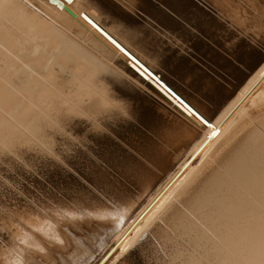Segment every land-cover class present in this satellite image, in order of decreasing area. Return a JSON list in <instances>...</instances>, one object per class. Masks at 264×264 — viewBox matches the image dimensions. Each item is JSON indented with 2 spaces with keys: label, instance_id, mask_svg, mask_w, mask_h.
Wrapping results in <instances>:
<instances>
[{
  "label": "bare ground",
  "instance_id": "1",
  "mask_svg": "<svg viewBox=\"0 0 264 264\" xmlns=\"http://www.w3.org/2000/svg\"><path fill=\"white\" fill-rule=\"evenodd\" d=\"M231 1L75 0L72 2L74 6L65 5L62 8L54 0H0V74L5 72L9 76L6 79L3 75L6 80L0 81V134L15 138L21 136L23 139L22 130L28 131L27 127L31 126L30 131L37 133L38 137L33 136L39 140L34 144L36 139L31 140V136V141H27L26 133L25 140L20 138V143L16 141L19 146L15 150L13 142L12 157L7 155L8 152L5 154L8 142L5 148L2 144L5 149L2 157H9L10 169H21L14 177L20 176L22 180L17 182L16 177L15 181L13 174L10 183L3 180L8 185L0 189V208H4L1 203H18L14 205L21 211L25 210L27 215L28 221L24 222L30 225L36 240L40 239L36 246L30 245L33 252L28 249L29 254L25 250L23 252L24 245L21 248L16 246L18 239H15L14 245L6 241L7 238L3 237L5 233L0 235V264H15L16 258L20 264H88L93 254L96 255L95 245L103 246L113 233L117 234L112 238V241L115 239L114 244L105 256L102 254L104 258L100 264L112 263L117 256L121 257L117 264H135L138 261L145 264L264 263L263 115L258 119L249 116L252 125H247L249 128L244 129L243 135L232 140L230 145L222 146L221 153L218 152L221 162L212 156L208 158L205 155L206 158L200 155L199 162L208 159L214 168L211 165L208 168L201 166L203 170L200 168L193 173L189 185L177 189L178 195H173L176 188L171 189L172 193L168 196H165L167 190L161 194L158 190L152 200L149 199L148 202H153L150 207L147 204L148 209H143L146 206L143 204V208H139L143 209L142 212L137 213L138 209L133 213L136 216L132 215L134 218L121 226L127 211L138 208L140 194L154 179L164 174L169 162L181 154L176 142L182 146L197 135L208 137V140L203 139L209 142L229 119L231 122L235 112L223 117L225 120L220 126L215 124L217 130L215 128L216 131L210 135L209 129L200 126H204L205 121L197 113L182 106L200 125L157 92L153 83L163 87V91L167 90L156 76L184 95L199 113L209 118L220 106L221 103H218L223 100L224 92L229 95L236 93L240 80L246 78L252 67L263 58L264 40L258 36L261 33L264 36V19L263 24L258 22V26L251 24L252 30L257 27L259 34L255 32L256 35L254 30L251 33L224 15L228 9V12L231 11ZM46 2L61 9L54 12L56 16H65L70 24L83 23L85 28L99 34L105 43L121 48L113 31V27L119 25L125 37L123 39L128 42L117 36L127 44L121 49L128 58L143 64L145 81L113 62L111 57L92 46L93 42L90 44L78 32L75 33L48 13L43 7ZM248 10L254 13L258 9L254 12L250 8ZM107 21L113 27L106 25ZM24 39V44L31 41L32 45H21ZM44 43L49 47L56 46L54 51L64 60L78 61L77 66L80 68L82 65L84 75L70 67L73 72L67 74L70 72L69 64L65 61L57 60L56 65H49L52 59L48 58V63L44 64L47 54H50ZM139 50L146 60L152 61L146 62ZM256 75L255 82L250 83L252 90L240 94L230 111L236 104L245 101L250 93L253 94L252 91L264 80V66ZM173 132L178 137L170 140L168 134ZM217 139L220 138H216V144ZM40 142L41 147L37 145ZM199 147L189 154L191 158L185 161L181 171L178 173L176 170L174 180L170 176L173 180L171 187L184 180V171L199 154ZM21 165L25 167L21 168ZM56 177L70 182L73 188L56 183ZM170 197L176 203H168ZM165 203L170 205L164 207L162 214L158 213L165 224L151 221L154 226L147 234L144 230L134 236L137 229L147 226L143 220L150 208L154 207L152 213L154 210L161 211L159 209ZM80 207L89 212H82ZM1 211L0 217L5 220L1 215L5 211ZM100 219L106 227L103 222V225L99 223ZM70 220L75 221L76 229L73 226L69 228ZM145 221L148 223L147 219ZM93 225L96 227H93L95 241L91 242L83 231ZM19 228H16V233ZM6 233L9 232L6 230ZM11 236L13 240L15 237ZM100 239L103 242L99 243ZM127 246L133 250L126 254ZM232 258L238 262L235 263Z\"/></svg>",
  "mask_w": 264,
  "mask_h": 264
},
{
  "label": "rangeland",
  "instance_id": "2",
  "mask_svg": "<svg viewBox=\"0 0 264 264\" xmlns=\"http://www.w3.org/2000/svg\"><path fill=\"white\" fill-rule=\"evenodd\" d=\"M75 1V0H74ZM74 1L73 0H71V2H64V3H66L65 5H67V6H72L73 5V3H74ZM225 1H227V0H225ZM233 1V0H232ZM231 1V4L229 5L230 7H231V11L230 12H228L229 11V9H228V11L227 12H224V15L227 17V18H230V20L232 19L235 23H237L238 22V24L239 25H243V27H245L247 30H249L251 33H252V31L255 33H258V31H256V29H257V27H254V29L252 30V28H253V26L252 25H256V26H258V25H260V24H258V22L259 23H262V20L264 19V8H262L261 7V4L262 3H264V0H239V4H241V5H243V6H245L246 8H247V6H248V8L247 9H252L253 10V12H254V10L255 9H258V10H255V12L254 13H251L252 11H250V10H248L249 11V13L251 14V17H244V16H242L241 15V11H240V8L238 7V6H232L233 5V2ZM241 1H244V2H241ZM246 1V2H245ZM258 1V2H257ZM73 2V3H72ZM248 3H250V4H248ZM245 4V5H244ZM47 5V6H46ZM249 5H251V6H249ZM253 5V6H252ZM48 6H50V7H48ZM57 5H53V4H48V2H46V4L44 3V5H43V7H44V9L48 12V13H50V14H52L53 16H55V18H57L60 22H62L63 24H65L68 28H70L72 31H74L75 33H77L78 35H80V37L81 38H84V40H86V41H88V42H90V44L92 45V46H94L95 48H98V50H100L101 52H103V53H105L111 60H113V62H116L117 64H120L121 66H123L124 68H126L129 72H131L133 75H138V76H136V77H140L139 79L140 80H143V81H145V79H144V76H145V74H144V72H142V71H144V67H143V64H139V63H137V62H135V61H133V60H131L130 58H128L127 56H126V52H124V51H121V48L122 47H124V45L125 46H127V44H125V39H123V38H125L124 36H123V30L121 29V27L119 26V25H117V26H112V23L110 22V21H107V23H106V25H108L109 27L110 26H112L114 29H113V31H114V33L115 34H117V35H115L116 37H115V39H117L118 40V42H119V44L122 46L121 48H117V47H114V46H112V45H110V44H107V43H105L104 41H102L103 39L100 37V36H98L99 34H97V33H94L93 32V30H90V28L89 29H87V28H85L84 26H83V23H73V24H70L69 23V21H67L66 19L67 18H64V17H60V16H56L55 15V13L54 12H60L61 11V9L60 8H57L56 7ZM74 6V5H73ZM257 6V7H256ZM229 7V8H230ZM234 9H233V8ZM239 9H238V8ZM51 8H53V9H51ZM253 8H255V9H253ZM56 9H57V11H56ZM52 10V11H51ZM233 10V11H232ZM237 11V13H236V11ZM259 11L260 13H257V12ZM235 14H234V13ZM262 12V13H261ZM228 14H229V16H228ZM233 14V15H232ZM256 14V15H255ZM235 15H236V17H235ZM238 15V16H237ZM241 15V16H240ZM260 15H262V16H260ZM231 16V17H230ZM235 18H234V17ZM240 16V17H239ZM253 16V17H252ZM233 17V18H232ZM238 17V18H237ZM259 17V18H258ZM243 18H246V20H244ZM248 18H250V19H248ZM255 18V19H254ZM235 19V20H234ZM238 19V20H237ZM253 19V20H252ZM231 20V21H232ZM241 20V21H240ZM251 20V22H249V21ZM254 20H256V21H254ZM261 20V21H260ZM237 21V22H236ZM240 21V22H239ZM247 21H248V23H247ZM246 23V24H245ZM16 24H18L17 22H16ZM94 24L96 25V23L94 22ZM252 24V25H251ZM263 24V23H262ZM75 25V26H74ZM97 26V25H96ZM72 27V28H71ZM79 27V28H78ZM98 27V26H97ZM99 28V27H98ZM81 29L84 31V32H87V33H84L83 31H81ZM102 29V28H101ZM259 29H261V28H259ZM252 30V31H251ZM80 33V34H79ZM255 33V34H256ZM89 36H88V35ZM224 34H226V33H224ZM224 34H222V35H220V37H222ZM259 34V33H258ZM257 35V34H256ZM260 36H258L261 40L263 39L264 40V36L262 35V33L261 34H259ZM93 37V38H91V37ZM117 36H121V38L123 39V40H125V41H123V40H121V38L120 37H117ZM263 36V37H262ZM120 38V39H119ZM98 39V40H97ZM22 41V44L21 45H27V44H31V43H33V42H31V41H27V44H24V42L26 43V40L24 39V40H21ZM96 41V42H95ZM98 41H99V43H98ZM123 41V42H122ZM127 42V41H126ZM128 43V42H127ZM41 44V43H40ZM95 44H97V45H95ZM32 45V44H31ZM41 45H43V43L41 44ZM106 47H104V46ZM44 46H46V44L44 43ZM44 46H41V47H43L44 48ZM47 48H48V50H49V52H50V54L48 53L47 54V59L44 61V64L45 63H48V58L49 59H52V61L49 63V65L51 64V63H53V65L55 64H57L58 62H57V60H61V61H65V64H71V65H73V66H69L68 65V70L70 71V69L71 70H73L74 69V72L76 71V73H80V75H84V70H83V68H81L82 67V65H81V67L79 68L78 66H79V62L78 61H73V60H71V61H66V60H64L63 59V57H62V55H60V54H57L56 53V51H54L55 50V48L57 49V47L55 46V47H53V46H46ZM53 47V48H52ZM108 47V48H107ZM45 49V48H44ZM51 49V50H50ZM106 49V50H105ZM108 49H110V51L108 50ZM113 52H112V51ZM116 50V51H115ZM138 52H141L142 54H140V53H138ZM138 52H135L136 53V55H138V54H140L141 55V57H143L142 55H143V52L142 51H138ZM58 55V56H56V54ZM110 54V55H108V54ZM114 53H116V55L114 54ZM118 54V55H117ZM56 57V58H55ZM119 57H121V58H119ZM146 56H144L143 57V59L146 61V62H151V61H149V60H146L147 58H145ZM56 59V60H55ZM123 59H124V61H123ZM261 61L259 62V63H257L256 65H254L253 67H252V72L250 71V72H248V73H250V74H248L247 73V76H249V77H247L246 76V78H243V80L241 81L240 80V82L238 83V87H239V89H237L235 92L236 93H232L231 95H229L226 91L224 92V94H223V100L222 101H220L218 104H220V106H218V108H217V110H216V112L212 115V116H210L208 119L211 121V125L210 124H204V126L206 127V129L210 132V135H212L216 130H217V128H216V125H217V127H218V124H219V126L222 124L221 122H222V120L224 119L225 120V118L228 116V114H230L229 112H232V111H234L235 110V112H236V114H235V112H234V114L232 115V117H231V122H230V119H229V121H227L226 122V125L224 124L216 133H215V136H213L210 140H209V142L208 141H206V140H208V139H206V138H208V137H205L204 135H197V136H194L191 140H189V143L188 144H185V145H178L177 144V142H176V148L177 147H179V148H177V150H180V151H182L181 152V154L180 155H178V157H176V158H174V160H172L171 162H169V164H168V166L165 168V171H164V174H166V175H160L159 176V178L157 177L156 179H154L153 180V182H152V184H150L149 186H148V188L147 189H145L144 190V192H143V194L141 195L140 194V200H139V206L137 205V209H135V210H132V211H127L128 213H131V214H128L127 213V216H125L124 218H123V222H121V226L123 227L125 224H127L128 223V221L130 220V219H133L135 216L133 215V213L135 214L136 213V211L140 208V207H142L143 208V204H144V208L143 209H145V208H147V206L149 205V204H152V202H151V198L153 197V195H155V194H157V192H159L160 191V194L161 193H163V192H165L166 190V195L165 196H168V195H170L171 193H172V190L173 189H175V190H173L174 192H173V195L175 194V195H178L176 192L178 191L177 189H181V187L183 186V187H185L184 185L185 184H187V185H189V181H190V178L196 173V171H198V170H200V168H201V166L203 167V166H206V167H203V168H208V167H213L214 168V165L211 163L210 164V162H209V160L208 159H205V158H203V159H205V161L204 160H202V162L200 161L199 162V159L201 158V156L202 155H206V156H208V158L209 157H214V159L216 160V161H219V162H221V160H219V154H218V152L219 151H221L220 149L221 148H223L224 147V145L226 146V145H230L232 142V140H235V139H238L240 136H242L243 135V131H244V129L247 127V128H249L250 126L249 125H252L251 124V122H250V120H249V116H253L254 118H262L263 116H264V104L262 103V100H263V102H264V98H263V96H264V80L252 91L253 92V94L252 93H250L249 95H248V97L245 99V101H243L240 105H237L236 104V106H234V108L233 109H231V111H230V107H232L237 101H238V98L237 97H239L240 96V94H242V93H244L245 91H251L252 89H251V85H252V83H254L255 81H254V79H255V77L254 76H257L256 75V73L258 74V72H259V70L262 68V66H264V55H263V58H261L260 59ZM66 62H68V63H66ZM251 62V61H250ZM78 63V64H77ZM78 65V66H77ZM45 66V65H44ZM48 66V65H47ZM69 67H70V69H69ZM72 67V68H71ZM135 67V68H134ZM255 67V68H254ZM76 68V69H75ZM137 68V69H136ZM81 71H80V70ZM222 69V68H221ZM140 70V71H139ZM223 71H224V69H222ZM219 73H220V71L219 70H217ZM71 72H73V71H70V72H68L67 74H69V73H71ZM141 72V73H140ZM82 73V74H81ZM144 74V75H143ZM255 74V75H254ZM4 75L5 77H6V79L7 78H9V76H7L6 75V73L5 72H3L2 74H0V81L2 80V81H4V79H5V77L3 78L2 76ZM142 75H143V77H142ZM142 78V79H141ZM5 79V80H6ZM169 80H171V81H174V79H169ZM248 80V81H247ZM236 82V81H235ZM250 83H251V85H250ZM188 84V83H187ZM248 86V87H247ZM237 87V88H238ZM247 88V89H246ZM161 89H163V87H161ZM222 89H224L223 87H222ZM249 89H251V90H249ZM258 91V92H257ZM259 92H262V94H260ZM166 93L167 94H169L174 100H176L177 101V103H179L181 106H184L187 110L188 109H190L187 105H185L184 103H182L178 98H176L174 95H172V94H170L169 92H167L166 91ZM259 93V94H258ZM205 94V93H204ZM238 94V95H237ZM184 99H186L189 103L191 102V101H189L184 95H182V94H180ZM234 96H236V97H234ZM253 97V98H252ZM237 98V99H236ZM257 98V99H256ZM233 99V100H232ZM234 99H235V101H234ZM246 100H248V101H246ZM233 102V103H232ZM245 102H247V103H245ZM191 105L193 104L192 102L190 103ZM225 104H227V105H225ZM231 104V105H230ZM233 104V105H232ZM244 105V106H243ZM262 106V107H261ZM239 107V108H238ZM245 107H246V109H245ZM223 108V109H222ZM238 110H237V109ZM241 108V109H240ZM229 109V110H228ZM244 109V110H243ZM258 111V109H260L261 111H256V110ZM225 110V111H224ZM240 110V111H239ZM241 110H243V111H241ZM244 111H245V113H244ZM251 111V112H250ZM256 111V112H255ZM226 112V113H225ZM243 112V113H242ZM261 114H260V113ZM226 115H225V114ZM242 113V114H241ZM260 114V116H259V114ZM218 116H217V115ZM224 115V116H223ZM239 115H241V116H239ZM247 115V116H246ZM257 115V116H256ZM263 115V116H262ZM223 117H225V118H223ZM217 118V119H216ZM220 118V119H219ZM222 118V119H221ZM238 118V119H237ZM248 119V120H247ZM219 120H221V121H219ZM223 120V121H224ZM243 120V122H241ZM217 121H219L218 123H217ZM12 122V121H11ZM246 122H248V123H246ZM13 123V122H12ZM15 123V122H14ZM13 123V125H15ZM221 123V124H220ZM246 123V124H245ZM216 124V125H215ZM229 125V127H228V125ZM239 124V125H238ZM241 124V125H240ZM249 124V125H248ZM214 125V126H213ZM249 127H248V126ZM17 126V125H16ZM29 126V125H28ZM227 126V127H226ZM31 127V126H30ZM30 127H27V129H28V131L27 130H22V132H23V139H22V137L20 136H18V137H13V135H11L12 136V138H11V136H8L9 134H0V152L1 151H3V152H1L0 153V189L1 188H3V187H5V186H7L8 184L7 183H10L11 181H12V178L14 179V178H16L17 177V179H18V181H17V179L15 180V181H17V182H19V181H21L22 180V178L20 177V176H16V177H14L15 175V173H16V175H18L17 174V172L19 173L20 171H21V169L19 168V167H15L16 169L14 170V168L13 169H10L9 167H11V160L9 159V157H7V156H3L2 157V154L3 155H5V154H7V152H8V156H10V157H12V154H13V152H14V150H15V148H17L16 146H19L18 144L22 141V140H25L24 138L28 135V139L26 138V140L27 141H31V140H35L36 142H34V144L35 143H38L39 142V140H37V138H35V136L36 137H38V134L37 133H32L31 131H30ZM209 127V128H208ZM234 127V128H233ZM216 128V130H214ZM229 128V129H228ZM232 128V129H231ZM212 129H213V131H212ZM223 129V133H221V132H219L220 130H222ZM226 129V130H225ZM226 132H225V131ZM228 130V131H227ZM170 131V130H169ZM168 132V131H167ZM166 132V133H167ZM212 132V133H211ZM227 132H228V134H227ZM26 133H28L27 135H26ZM29 134H32V135H30L29 136ZM219 134V136H217V135ZM225 134V135H224ZM235 134V135H234ZM239 134V135H238ZM7 135V136H6ZM33 135H35V136H33ZM169 136H170V140H175V138H177L178 137V134L177 133H169L168 134ZM223 137V138H221V136ZM224 135V136H223ZM4 136V137H3ZM5 136H6V139H8V140H6V139H4L5 138ZM25 136V137H24ZM32 136V137H31ZM40 136V135H39ZM218 138H220L218 141H219V143H218V141H217V144L216 143H214L215 141H216V138L217 137ZM226 136H227V139H225L226 138ZM7 137H9V138H7ZM31 137V140L29 139ZM236 137V138H235ZM21 138V141L19 140ZM33 138V139H32ZM194 138H195V140H194ZM198 138H200V139H198ZM203 138H205V139H203ZM232 138V139H231ZM16 139V140H15ZM198 139V140H197ZM230 139V140H229ZM6 140V141H5ZM11 140V141H10ZM14 140V141H13ZM18 140V144L16 143V141ZM200 140V141H199ZM203 140L205 141V142H203ZM202 141V142H201ZM8 142V143H7ZM16 144H14V143ZM32 142V143H33ZM207 142V143H206ZM228 142H229V144H228ZM6 143H7V145H8V147H6ZM196 143V144H195ZM199 143H201V146H200V144ZM2 144H3V148H5L6 149V151H5V149L3 150V148H2ZM5 144V145H4ZM12 144V145H11ZM40 144V145H39ZM39 144H37L39 147H41V142L39 143ZM204 144V145H203ZM208 144V145H207ZM212 144H214L212 147L210 146V145ZM221 144V145H220ZM13 145H15L14 146V150H13ZM194 145V146H193ZM200 147H199V146ZM207 145V146H206ZM5 146V147H4ZM216 146V147H215ZM223 146V147H222ZM10 147V148H9ZM199 147V154L197 155V157L194 159V161H197L196 163H194V161H192V163L190 164V166H188L187 168H186V170L184 171V173L186 172L187 173V175H186V173L183 175V181H180V182H178L179 183V185H178V183L176 184L175 182H173V183H175V184H172V187H171V185H170V183L174 180V178L177 176V173H176V170H177V172L179 173L180 171H181V169L186 165V162L187 161H189L190 160V155L192 154V152L194 151V150H196L197 148ZM205 149H204V148ZM2 148V149H1ZM191 148V149H190ZM210 150V152H209V150ZM10 149V150H9ZM12 149V150H11ZM200 149H202V150H200ZM212 149V150H211ZM9 150V151H8ZM4 151H5V154H4ZM12 153H11V152ZM204 151H206V152H204ZM11 154H10V153ZM188 152V153H187ZM204 152V153H203ZM202 153V154H201ZM219 153H221V152H219ZM23 154V153H22ZM190 154V155H189ZM209 154H211V155H209ZM201 155V156H200ZM186 156V157H185ZM187 156H188V159H187ZM204 156H202V157H204ZM205 156V157H206ZM4 157H5V159H4ZM6 157H7V159H6ZM200 157V158H199ZM96 158V157H95ZM95 158H92L93 160H95ZM198 158V159H197ZM207 158V157H206ZM218 158V159H217ZM21 159V158H20ZM187 159V160H186ZM197 159V160H196ZM18 160V159H17ZM9 161V162H8ZM182 163H181V162ZM186 161V162H185ZM207 162H209V163H207ZM4 163H6V164H4ZM184 163V164H183ZM199 163V164H198ZM8 164V165H7ZM18 164L20 165V163L18 162ZM24 165H26V164H24ZM23 165V166H24ZM176 165V166H175ZM180 165V166H179ZM193 165H196L195 167H193ZM198 165H200V166H198ZM211 165V166H210ZM22 165H21V168L23 167ZM27 166V165H26ZM109 166H111V165H109ZM191 166H192V168H191ZM25 167V166H24ZM23 167V168H24ZM179 167H181V168H179ZM175 168V169H174ZM178 168V169H177ZM195 168H196V170H195ZM203 168H201V170H203ZM190 169H192V170H190ZM12 170H14L13 172H12ZM18 170V171H17ZM194 170H195V172H194ZM3 171V172H2ZM191 171V172H190ZM188 172H190V173H188ZM202 171H200V173H201ZM194 173V174H193ZM197 173H199V172H197ZM11 174H13L12 176V178H10L11 177ZM174 174H176V176L174 175ZM20 175V174H19ZM174 175V176H173ZM187 176V177H184V176ZM170 176H172V178H173V180H172V178L170 177ZM7 179H6V178ZM19 177V178H18ZM169 177H170V179H169ZM21 179V180H20ZM161 179H163V181L161 180ZM164 179H166V180H164ZM6 181V182H4V181ZM155 180H157V181H155ZM55 181H56V183L58 182V184H63V185H65V186H67V187H70V188H73V184H71L70 182H66V181H64V180H62L61 178H58V177H56L55 178ZM161 181V182H160ZM186 181V182H185ZM169 182V183H168ZM166 183V184H165ZM162 184V185H161ZM163 184H165V185H163ZM174 185V186H173ZM156 186V187H155ZM169 186H170V188H169ZM162 187V188H161ZM154 188V189H153ZM157 189V190H156ZM163 189V190H162ZM172 189V190H171ZM150 190V191H149ZM159 190V191H158ZM162 190V191H161ZM169 190H170V192H169ZM37 192H41V191H37ZM147 192V193H146ZM152 192V193H151ZM167 192H168V194H167ZM109 194H110V192H108ZM155 193V194H154ZM170 193V194H169ZM146 194V195H145ZM113 194L111 193V196H112ZM150 195V196H149ZM152 195V196H151ZM149 199H151L150 200V202H148L149 201ZM172 200V197H170L169 199H168V203H170L171 204V202L173 203H176L175 201H173L174 200V198H173V200ZM148 203H147V202ZM141 202V203H140ZM143 202V203H142ZM166 202V203H167ZM164 204V205H162L161 207H160V209L159 210H161V211H155L154 210V212L152 213V208H154V207H151L150 209L152 210H150L146 215H145V218H144V225L146 226V227H142V230L140 229H137L138 230V232H137V230L135 231V233L133 234L134 236L136 235V234H138V233H140L141 231L143 232L144 230L146 231H144V233L145 234H147V232L148 231H150L151 229H152V227L154 226V224H155V222H157V221H160V223L159 222H157V223H159L160 225H164L165 223H164V221H162V220H160V215L158 214V213H160V214H162V212H163V209H164V207L165 206H169L170 204ZM3 206H4V208L2 209V208H0V211H1V209L3 210V211H5V213L3 212V211H1V215L5 218V220H3L1 217H0V235H2L3 236V234L5 235V236H3V237H7L9 234V236L11 237H7V239H6V241H8L9 243H11V244H14L15 245V239H18V240H16V246L18 247V246H20V247H18V248H21L23 245L25 246L26 244V246L24 247H22V249H23V252H24V250H25V253H29L30 254V252H33L31 249H32V245H37V243L39 244V240L40 239H38V240H36V236H34V235H36L34 232H32V230H30V225L27 223V222H24V221H28L27 220V215H26V212H25V210L23 211H21L20 210V208H18L16 205L18 204V203H13V204H11V205H9V204H5V203H1ZM14 204H16V205H14ZM20 204V203H19ZM148 204V205H147ZM9 205V206H8ZM13 205V206H12ZM177 205V204H176ZM16 206V207H15ZM151 205H149V207H150ZM2 207V206H1ZM148 207V208H149ZM8 208V209H7ZM18 208V209H17ZM139 209L138 211H137V213H140V212H142V210L143 209ZM147 208V209H148ZM7 209V210H6ZM12 209V210H11ZM80 209H81V211L82 212H84L85 210V213H87V212H89V211H87V209H85L84 207H80ZM84 209V210H83ZM10 211V212H8L7 213V211ZM17 210H18V212H17ZM12 211V212H11ZM14 211V212H13ZM16 212V213H15ZM152 214H155V216H157V217H155L154 215H152ZM14 213V214H13ZM17 213H19V215L21 216V214L23 215V216H19ZM11 216H9V215ZM12 214V215H11ZM150 214V215H149ZM134 217H133V216ZM152 215V216H151ZM9 216V217H8ZM26 216V217H25ZM130 216V218L128 219V217ZM148 216V217H147ZM13 217V218H12ZM23 217V218H22ZM25 217V218H24ZM132 217V218H131ZM151 217V218H150ZM153 217H155L154 219H152ZM159 217V219H157ZM15 218V219H14ZM18 218V219H17ZM12 219V220H11ZM13 219H14V221H13ZM17 219V220H16ZM147 219V221H148V223L145 221ZM150 219V220H149ZM2 220V221H1ZM7 220H9V221H7ZM101 220V219H100ZM154 220V221H153ZM157 220V221H156ZM4 221V222H3ZM20 221V222H19ZM71 221L72 220H70V222L68 223L69 224V228H71L72 226V228L73 229H76V227L75 226H77V224H75L74 222L75 221H72V223H71ZM151 221L152 222H154V224L153 223H151ZM10 222H13V223H10ZM19 222V223H18ZM24 222V223H23ZM102 222H103V220H101V221H99V223H101V225H103L104 224V222H103V224H102ZM4 223H5V225H6V223H7V225L6 226H4ZM22 223V224H21ZM124 225H123V224ZM149 223H151V224H149ZM12 224H14V225H12ZM68 224H67V226H68ZM9 225V226H8ZM11 225V226H10ZM27 225V226H26ZM14 226V227H13ZM21 226H23V227H21ZM26 226V227H25ZM104 227H106V224H104L103 225ZM150 226V227H149ZM7 227H8V229H7ZM17 227H20L19 229H20V231L19 232H15V230H16V228ZM93 227L94 228H96L95 227V225H93L92 227H88V229H85V231H83V232H85V235L86 236H88V238L91 240V242H94L95 241V238H94V236H93V231H94V229H93ZM121 227V228H122ZM3 228V229H2ZM6 228V229H5ZM26 228V229H25ZM146 228H148V229H146ZM14 230L13 232H12V230ZM27 229H29L30 230V232L33 234V235H31V233H29L28 231L29 230H27ZM6 230L9 232V233H6ZM88 230V231H87ZM25 231V232H24ZM91 233H90V232ZM88 232V233H87ZM141 232V233H142ZM12 233V234H11ZM23 233V234H22ZM117 233V232H116ZM115 233V234H116ZM8 234V235H7ZM15 234H16V236H15ZM20 234V235H19ZM11 235H13L15 238L13 239L14 240V242H13V240H12V236ZM133 235H132V237H133ZM17 236H19V237H17ZM34 236V237H33ZM93 236V237H92ZM111 237H108L106 240H107V242H106V240H105V243H103L102 245L103 246H98V244H96V243H94V244H96L95 245V254L96 255H94L93 254V256L90 258L91 260L89 261L88 260V264H91V262H92V264H100L101 262H102V260H103V258H104V256H105V254H106V252H107V250L109 249V247L111 246V245H113L114 244V240L115 239H113V241H112V238H114V237H116L117 236V234H116V236L114 235V233L112 234V235H110ZM145 236H147V235H145ZM32 237V238H31ZM20 238H22L23 240H25V241H27V242H25V243H21V239ZM26 238V239H25ZM33 239V240H32ZM5 240V239H4ZM110 240V241H109ZM11 241V242H10ZM101 241L103 242V239L101 240H99V243H101ZM29 242V243H28ZM111 242V243H110ZM17 243H20L21 245H17ZM91 244H93V243H91ZM93 244V245H94ZM31 245V246H30ZM40 245H41V243H40ZM30 247V248H29ZM107 247V248H106ZM128 248V249H127ZM129 248H130V246L128 247H126V251L127 252H125L126 254L127 253H130L132 250L130 249L129 250ZM28 249L30 250V252L28 251ZM34 249V248H33ZM102 249V250H101ZM120 249H121V247H120ZM22 251V250H21ZM26 251H28V252H26ZM104 251V252H103ZM101 253V254H100ZM104 256H103V255ZM38 257V256H37ZM37 257H35L36 258V261L38 262V263H40V261L37 259ZM95 257H97V258H95ZM94 258V259H93ZM115 258H117V259H115V260H117V261H115V260H113L112 261V263L110 262L109 264H117L118 262H119V260L121 259V257L119 258V256H117V257H115ZM102 259V260H101ZM40 260H41V258H40ZM94 260V261H93ZM115 262V263H114ZM135 264H145L144 263V261H142V262H140V261H138V262H135Z\"/></svg>",
  "mask_w": 264,
  "mask_h": 264
},
{
  "label": "water",
  "instance_id": "3",
  "mask_svg": "<svg viewBox=\"0 0 264 264\" xmlns=\"http://www.w3.org/2000/svg\"><path fill=\"white\" fill-rule=\"evenodd\" d=\"M55 3L59 6L64 8L65 7V3L63 1H71V0H54ZM69 11V10H68ZM70 14L73 15V13L71 11H69ZM157 78L160 79L161 85H163L166 90L168 92H170V94L174 95L176 98H178L182 103H184L185 105H187L190 109H192L195 113H197L201 118H203L204 121H206V124H210L211 121L206 118L204 115H202L201 113H199V111L193 107V105H191L186 99H184L171 85H169L167 82H165L164 80H162L160 77L156 76ZM155 89L157 90V92L163 96L168 102H170L174 107H176V109H178L180 112H182L186 117H188L191 120H194L192 118V116L179 104L177 103L176 100H174L169 94H167L165 91H163L161 88H159L157 85H155L153 83ZM196 122V121H195ZM197 123V122H196ZM199 124V123H197ZM200 125V124H199ZM203 129H206L205 126L200 125Z\"/></svg>",
  "mask_w": 264,
  "mask_h": 264
},
{
  "label": "snow or ice",
  "instance_id": "4",
  "mask_svg": "<svg viewBox=\"0 0 264 264\" xmlns=\"http://www.w3.org/2000/svg\"><path fill=\"white\" fill-rule=\"evenodd\" d=\"M233 6H238L240 8V11H241V15L244 16V17H250L251 14L249 13L248 9L243 7V5H240L239 4V0H233ZM261 7L264 8V3L261 4ZM251 22V20L249 21ZM113 43H115V41H113ZM117 47H119V45H117ZM121 51H123V49H121ZM189 111L191 112L192 110L189 109ZM193 115H195V113L193 112L192 113ZM205 123H207L205 121ZM7 238V237H5ZM26 241H24L22 238H21V243H25ZM15 264H20V261L18 260V258H16L15 260Z\"/></svg>",
  "mask_w": 264,
  "mask_h": 264
},
{
  "label": "crops",
  "instance_id": "5",
  "mask_svg": "<svg viewBox=\"0 0 264 264\" xmlns=\"http://www.w3.org/2000/svg\"><path fill=\"white\" fill-rule=\"evenodd\" d=\"M249 203H250V202H249ZM251 205H252V203L250 204V206H251ZM251 207L254 208L253 205H252ZM259 210H260V209H259ZM260 212H261V210H260ZM262 212H263V211H262ZM262 212H261V213H262ZM263 213H264V212H263ZM223 253H224V252H223ZM223 253H222V254H223ZM226 253L229 254L228 252H226ZM229 255H230V254H229ZM230 256L232 257V255H230ZM232 259L235 260V263H236L237 260H236L235 258H232ZM231 262H232V261H231ZM237 262H238V261H237ZM239 264H242V263L239 262ZM245 264H246V263H245ZM247 264H253V263H247ZM263 264H264V263H263Z\"/></svg>",
  "mask_w": 264,
  "mask_h": 264
}]
</instances>
